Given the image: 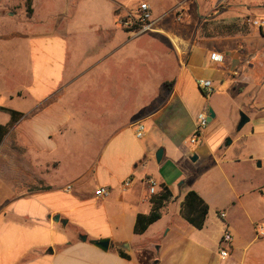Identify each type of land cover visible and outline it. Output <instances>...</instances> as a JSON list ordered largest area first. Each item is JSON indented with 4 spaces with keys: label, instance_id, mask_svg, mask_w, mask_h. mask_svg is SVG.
Listing matches in <instances>:
<instances>
[{
    "label": "crops",
    "instance_id": "0c3cea01",
    "mask_svg": "<svg viewBox=\"0 0 264 264\" xmlns=\"http://www.w3.org/2000/svg\"><path fill=\"white\" fill-rule=\"evenodd\" d=\"M140 2L150 7V30L110 29L101 43L94 39L90 62L77 71L70 8L51 16L61 17L53 32L28 40L30 79L16 97L29 106H0L23 114L0 143V264H264V238L254 230L264 212L250 215L254 199L264 203V176L255 179L264 170V74L259 81L250 76L264 69V31L244 23L264 19V0H138L114 6L113 14L117 19ZM7 3L0 0V18ZM179 6L182 21L174 17ZM212 52L223 62H211ZM199 78L212 82L210 95L198 88ZM208 107L215 117L190 144L196 117ZM240 112L248 122L238 131ZM9 121L0 110V125ZM137 123L145 127L141 139L134 135ZM85 131L98 143L93 157L81 171L61 176L69 150L90 148L80 144ZM214 169L228 191L223 201L215 199L222 190L213 185ZM148 179L156 182L153 194ZM160 185L175 201L135 235L136 216L150 212ZM100 187L107 196L96 197ZM189 190L208 205L200 230L180 216ZM242 219L244 232L237 229ZM225 229L232 241L221 258ZM100 239H109L106 252L89 243ZM254 244L260 253L252 252Z\"/></svg>",
    "mask_w": 264,
    "mask_h": 264
},
{
    "label": "rangeland",
    "instance_id": "374dc122",
    "mask_svg": "<svg viewBox=\"0 0 264 264\" xmlns=\"http://www.w3.org/2000/svg\"><path fill=\"white\" fill-rule=\"evenodd\" d=\"M8 1L7 7L1 10L3 14L1 15L2 18H0V106L22 109L27 108L30 102L29 99H18L16 97L18 91L25 90L30 79L27 42L29 39L38 38L37 35L44 37V35L54 31L52 28L54 24H61V17H51L52 15L70 8L69 16L72 18L68 30H71L74 35L70 37L72 45L70 44L69 46H73L74 55L78 56L77 62L75 61L74 64L77 71L90 62L89 57L93 55L90 52L97 45L95 44L96 42L93 43L94 39L101 43V40H105L107 37V32L110 29L122 28L119 25V20L122 18L131 16L130 19L135 20L136 9L141 3H146L135 4L129 12L122 11L116 19L113 14L114 6L120 5L125 9L131 7L138 0H79L77 5H68L71 0H35L33 4L35 13L30 17L26 14L24 0ZM181 1L169 0V4H176ZM74 2L76 0H72V3ZM8 11L12 13L10 17H7ZM29 35L32 36L30 37ZM86 52H88L87 55H85ZM262 74H264L263 68L253 69L250 76L259 81L262 78ZM254 85L258 86L259 84L256 82ZM91 89L92 87L90 86V94H92ZM249 91H251V87L247 89L246 93ZM89 100H92V97ZM82 135L80 144H88L90 148L68 151L63 158V170L61 171V176L63 177H70L73 173L81 171L86 165V161L91 159L96 151L98 143L93 141V133L85 131ZM72 151L75 154L71 153ZM74 162L77 163L74 164ZM223 169L225 172L232 170L229 165H223ZM213 172L219 176L218 182L213 185H218L219 190H222L220 194L215 196V199L223 201L228 193L227 188L224 187L225 183L221 179L219 171L214 169ZM259 174L255 175V179H258L259 176H264V170L259 172ZM244 175L251 177L247 171L244 172ZM253 203L255 208L250 215L260 217L264 212V203L259 199H254ZM245 223V219H242L241 223L237 225V229L242 232L246 231ZM251 250L252 252L258 251L257 253H260L262 247L254 244Z\"/></svg>",
    "mask_w": 264,
    "mask_h": 264
},
{
    "label": "built area",
    "instance_id": "2783aa9c",
    "mask_svg": "<svg viewBox=\"0 0 264 264\" xmlns=\"http://www.w3.org/2000/svg\"><path fill=\"white\" fill-rule=\"evenodd\" d=\"M134 15L136 17L135 20L130 19L131 16H127L119 20V25L131 33H140L150 30L151 10L147 3H141L136 9ZM175 19L177 21L183 20V10L181 6L175 11ZM244 23L247 26L264 31V19L246 18ZM134 26L136 28H134ZM209 60L214 63H222L224 57L220 53L212 52L209 55ZM196 84L205 95H210L213 92L212 82L210 80L199 78L196 80ZM207 124V114L205 112L199 113L196 117V126L189 139L190 144H195L198 141ZM144 131L145 127L142 123H137L135 125L134 135L137 139H141L144 136ZM146 182L150 194H153L156 188V182L153 179H148ZM130 184L131 178H125L121 183V189L123 191L127 190L130 187ZM107 194L108 190L105 187L98 188L95 193L97 198H103L107 196ZM221 217H224V214H221ZM254 230L257 238H264V218L255 223ZM231 241L232 235L227 229H225L218 241V254L221 258H226L228 256V248L230 247Z\"/></svg>",
    "mask_w": 264,
    "mask_h": 264
},
{
    "label": "trees",
    "instance_id": "16d2710c",
    "mask_svg": "<svg viewBox=\"0 0 264 264\" xmlns=\"http://www.w3.org/2000/svg\"><path fill=\"white\" fill-rule=\"evenodd\" d=\"M25 11L28 17L33 13L32 0H24ZM134 28H136L134 26ZM124 29V28H122ZM128 31L127 29H124ZM4 113L10 116V121L6 125H0V143L7 134L8 130L20 119L23 114L10 110L7 108H0ZM175 201V197L171 194L169 189L160 185L158 193L151 195L149 203L151 204V210L148 214H138L135 219L133 226V233L135 235L143 234L150 225L158 221L162 215L166 212V207L169 203ZM208 214V205L206 202L193 190H189L180 206L181 218L193 228L200 230L202 229L206 216ZM120 257L129 260L130 257L122 250H118Z\"/></svg>",
    "mask_w": 264,
    "mask_h": 264
},
{
    "label": "water",
    "instance_id": "95a60500",
    "mask_svg": "<svg viewBox=\"0 0 264 264\" xmlns=\"http://www.w3.org/2000/svg\"><path fill=\"white\" fill-rule=\"evenodd\" d=\"M215 114L213 112V110L208 107L207 108V122H210L212 119H214ZM248 122V118L246 117V115L243 112L239 113V122L237 124L236 129L239 131L241 130V128ZM227 142H230V140H227ZM161 156H162V151L158 150V152L156 153V161L160 162L161 160ZM192 161L196 160V156H192L191 158ZM257 166H260V163H257ZM58 216H57V220H58ZM81 240L86 241V236H81L80 237ZM89 243L91 245H93L94 247L106 252L108 250L109 247V239H100V240H89Z\"/></svg>",
    "mask_w": 264,
    "mask_h": 264
}]
</instances>
